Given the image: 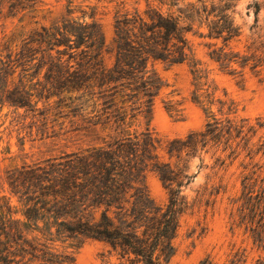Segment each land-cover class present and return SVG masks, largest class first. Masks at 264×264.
<instances>
[{"label": "trees", "instance_id": "16d2710c", "mask_svg": "<svg viewBox=\"0 0 264 264\" xmlns=\"http://www.w3.org/2000/svg\"><path fill=\"white\" fill-rule=\"evenodd\" d=\"M226 5L218 11L223 12ZM215 9L190 5L188 13L178 11L174 16L147 5L143 12L115 16L110 68L100 60L104 47L100 25L91 17L90 22L74 18V9L68 8L49 28L17 41L20 44L6 41L0 50V108L24 110L32 118L43 114L47 121L51 108L38 112L40 100L49 104L59 97L57 103L63 108L64 102L83 101L89 113L78 131L96 143L8 168V196H0V264H72L69 251L87 240L104 243L127 264L170 261L179 217L187 209L181 192L191 176L185 164L173 168L161 163L156 154L157 141L148 123L163 86L153 64L173 66L192 60L185 33L191 31L194 17L207 22L211 38L223 32L225 40L235 36L227 16L213 15ZM64 56H68L67 64ZM230 57L210 56L221 69L233 63L244 66V60ZM196 66H191L192 72L199 80ZM65 95L70 96L63 99ZM207 119L202 132L169 143L170 158L191 159L208 146H222L234 155L233 138L247 141L244 120L237 124L228 117L219 120L209 115ZM142 123L144 128L138 129ZM99 133H105L104 138ZM149 171L157 174L167 191L164 206H157L148 194L145 176ZM258 181L245 177L235 204L241 226L248 229L253 243L264 248V182L257 186Z\"/></svg>", "mask_w": 264, "mask_h": 264}, {"label": "rangeland", "instance_id": "374dc122", "mask_svg": "<svg viewBox=\"0 0 264 264\" xmlns=\"http://www.w3.org/2000/svg\"><path fill=\"white\" fill-rule=\"evenodd\" d=\"M219 1L164 0L161 5L159 0H0V50L6 41L15 43L42 27L49 28L70 8L75 11L74 18L90 22L91 17L100 25L104 38L100 60L106 68L114 62L113 23L117 15L143 12L150 5L176 16L178 11L188 13V6L193 5L206 7L208 11L214 6L213 15L227 16L235 31L231 39L225 40V32L217 38L209 37L207 22L194 17L191 31L185 33L192 60L173 66L153 64L163 86L148 123L157 141L156 154L161 163H169L173 168L185 164L186 174L191 176L190 183L182 188L187 209L179 217L172 240L174 254L167 264H264V248L253 243L248 229L241 226L235 204L245 177L264 182V0ZM170 3L175 5L170 7ZM224 3H228L226 9L219 12ZM211 53L213 58L225 54L233 61L244 60V66L233 63L221 69L219 62L210 58ZM67 57H63L64 64ZM194 63L200 71L199 80L192 72ZM43 74L44 70L38 77L40 82ZM58 100L59 97L50 99V105L44 100L37 104L38 112L51 108L47 121L43 114L32 118L24 110L0 108V196H8L5 180L8 168L96 143L78 131L85 126L82 121L89 113L86 104L64 102L63 108ZM209 115L219 120L228 117L237 124L244 120L247 141L233 138L230 147L234 155L222 146L217 149L208 146L191 159L184 155L180 161L170 158L169 143L202 132ZM142 128L144 123L138 129ZM104 135L99 133L101 139ZM145 185L157 206L167 203V191L156 173H146ZM69 252L74 258L72 264H127L98 241L87 240L79 249Z\"/></svg>", "mask_w": 264, "mask_h": 264}]
</instances>
